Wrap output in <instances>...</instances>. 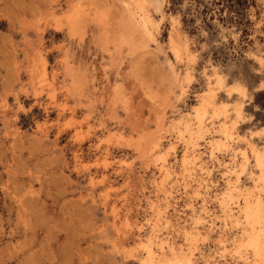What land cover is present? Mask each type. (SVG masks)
<instances>
[{
	"label": "rangeland",
	"instance_id": "1",
	"mask_svg": "<svg viewBox=\"0 0 264 264\" xmlns=\"http://www.w3.org/2000/svg\"><path fill=\"white\" fill-rule=\"evenodd\" d=\"M153 1L143 29L131 0H0V264H144L149 240L151 264H252L264 0L242 24Z\"/></svg>",
	"mask_w": 264,
	"mask_h": 264
},
{
	"label": "bare ground",
	"instance_id": "2",
	"mask_svg": "<svg viewBox=\"0 0 264 264\" xmlns=\"http://www.w3.org/2000/svg\"><path fill=\"white\" fill-rule=\"evenodd\" d=\"M136 5V11H132L130 8H126L128 21L132 22L135 25V28H143L146 29L148 23V17L146 16V6L154 3L153 0H131ZM75 12V11H73ZM75 16V14H73ZM71 16V15H70ZM74 16H71L72 18ZM76 20V18H75ZM74 21V20H73ZM130 23V24H132ZM77 24V23H76ZM172 50L175 53L176 57H179L180 48L174 42L171 37ZM221 82V81H220ZM234 92H238L239 89L233 88ZM210 95L207 98H204V103L196 110V119L199 124V132H202V125L204 121V117L206 116L207 109L210 107L214 109L215 103V90L211 88ZM226 107V106H225ZM214 114L218 115V110L214 109ZM226 129L225 125L223 126ZM232 129L224 130L225 134L232 136ZM216 143V142H215ZM218 144V143H217ZM160 143L154 145V148H158ZM224 146V145H223ZM217 148H220V145H216ZM251 151L255 155V164L257 166L259 172V182L264 188V153L258 151L256 148H252ZM162 161L166 159L164 157L161 158ZM188 161V160H187ZM253 193H250V195ZM249 193H247V196ZM232 196V195H230ZM207 208V207H206ZM206 210V209H205ZM232 209H224V213L227 217L232 218L233 215L229 212ZM239 211L242 214V219L244 220L243 230V239L246 241L244 245L250 247L253 250V259L252 264H264V202L261 197H256L254 200H251V197H246L244 203L239 205ZM237 214V213H236ZM236 217V216H235ZM240 222V220H239ZM241 240V239H240ZM242 241V240H241ZM143 249L146 250V258L144 259V264H151L154 260V250L151 248V240L145 244ZM182 252V251H181ZM159 257V256H158ZM161 258L158 260V264H190L191 260L188 259L187 255H179L175 252L174 249H171L170 257L167 255L160 256Z\"/></svg>",
	"mask_w": 264,
	"mask_h": 264
},
{
	"label": "trees",
	"instance_id": "3",
	"mask_svg": "<svg viewBox=\"0 0 264 264\" xmlns=\"http://www.w3.org/2000/svg\"><path fill=\"white\" fill-rule=\"evenodd\" d=\"M171 9L176 13L190 15L196 9V16H204L203 22L206 23L208 20H213L215 12L220 14L222 11L227 10V16L223 19H228L230 22L236 24H242L247 16V9L249 7L250 0H170ZM188 2L189 6L185 9H181L184 2ZM255 1V0H251ZM203 10L201 11V9ZM198 11V12H197ZM183 14V22L186 23L185 15ZM234 14V16H232ZM237 18V19H236Z\"/></svg>",
	"mask_w": 264,
	"mask_h": 264
}]
</instances>
